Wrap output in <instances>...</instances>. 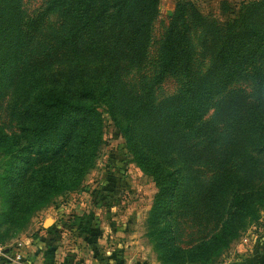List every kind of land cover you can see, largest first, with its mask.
<instances>
[{
	"label": "trees",
	"instance_id": "obj_1",
	"mask_svg": "<svg viewBox=\"0 0 264 264\" xmlns=\"http://www.w3.org/2000/svg\"><path fill=\"white\" fill-rule=\"evenodd\" d=\"M158 2L47 0L45 11L63 12L66 21L64 56L78 63L81 73L87 70V60L96 61L97 73L79 74L71 84L45 85L33 90L22 106L17 133L8 135L0 129L5 157L0 196L7 205V222L21 226L54 197L77 189L96 162L104 123L100 108L105 106L133 161L157 187L146 236L153 248L160 251L159 260L165 262V258L189 254L199 264H218L222 252L264 209V183L252 190H234L218 230L186 249L175 241L170 219L173 197L179 183L195 180L192 166H210L220 171L208 190L212 194L220 189L219 182L226 179L227 174L221 173H229L225 166L230 158H244L249 148L264 147V92H256L253 103L247 105L239 90L228 92L217 104L214 123L226 124L224 133L215 135L213 126L206 143L193 142L217 96L264 60V0L243 6L236 28L222 32L208 25L210 29L202 36V47L210 56L208 68L190 89L156 103L151 94L132 91L120 75L119 64L143 63ZM188 7L185 2L176 5L158 42L154 84L190 68ZM23 18L22 0H0V54L9 43H18ZM116 107L123 110L125 121L116 118ZM224 134L226 138L220 143ZM20 155L23 163L17 164ZM33 155H48L50 160L34 167ZM82 226V232L92 243L101 235L99 229H92L87 222ZM3 236L0 233L1 240ZM65 260L63 264H79L73 258ZM263 261L264 256L258 255L233 264Z\"/></svg>",
	"mask_w": 264,
	"mask_h": 264
},
{
	"label": "rangeland",
	"instance_id": "obj_2",
	"mask_svg": "<svg viewBox=\"0 0 264 264\" xmlns=\"http://www.w3.org/2000/svg\"><path fill=\"white\" fill-rule=\"evenodd\" d=\"M253 1L256 0H159L150 25V43L144 61L136 66L121 62L119 72L122 79L130 84L135 94L149 93L156 103L187 91L210 64V56L202 47L203 32L210 28L224 32L238 27L243 6ZM184 2L190 6V68L168 75L162 82L154 84L158 71V42L176 5ZM46 5L47 0H22L21 36L17 44L9 43L0 54V129L8 135L17 133L22 106L31 98L33 90L45 85L71 84L79 74L97 73L96 61L87 60L84 67L88 71L81 73L78 63L64 56L62 39L66 21L63 12H46ZM21 72L25 73L23 77ZM233 90L242 92L247 105L253 103V95L264 92V60L250 67L246 76L217 96L199 133L193 138L194 143H206L213 126H216L215 135L227 129L226 124L215 125L214 117L218 102ZM100 110L104 118L102 144L94 166L83 176L77 189L54 197L21 226L7 222V205L0 196V233L4 234L0 246L5 252L0 261L11 263L15 256V260L18 258L22 262L24 256L20 253L27 255L35 251L30 248L33 242L37 240L36 244H39L52 239L56 245L51 250L45 247L50 261L56 260L54 264H63V259L68 258L79 264H91L94 261L92 244L97 245L98 252L94 259L104 264L108 257L114 260V264L126 263L129 259L131 264H199L195 258H189V254L165 258V262L159 260L160 251L153 248L146 236V229L150 226L148 214L157 187L126 150L120 129L108 108L102 106ZM115 115L118 120L125 121L120 107L115 108ZM225 138L224 134L220 143ZM2 143L0 140V174L5 158ZM49 160L48 155H33L32 166L47 164ZM22 163L23 155H20L17 164ZM191 168L196 178L179 183L170 217L175 241L183 249L209 238L218 230L234 190H252L264 183V147L249 148L244 158H230L225 166L229 173H221L227 174L226 179L219 182L220 189L212 194L208 190L220 171L210 166ZM86 222L92 229L101 231L93 243L88 237L84 238L87 235L82 232V224ZM39 245L36 246L38 249L45 250L42 244ZM168 255L165 257H170ZM258 255L264 256V209L259 212L257 220L241 230L217 261L218 264L242 263Z\"/></svg>",
	"mask_w": 264,
	"mask_h": 264
},
{
	"label": "crops",
	"instance_id": "obj_3",
	"mask_svg": "<svg viewBox=\"0 0 264 264\" xmlns=\"http://www.w3.org/2000/svg\"><path fill=\"white\" fill-rule=\"evenodd\" d=\"M48 230H50V229H48ZM84 238L86 239V236H84ZM36 241L33 242V244L30 246V248L32 250H35V251H33L31 253H28L27 255H26V253H20L19 252L22 256H24L23 259H22V262L19 261L18 258H17V260H15V256H14V257H12L11 263L8 262L7 264H54L56 260L54 259L53 261H50V257L47 256L48 253L46 252V247H45V246H48V247H52L53 246L54 247L56 245V243H54V240L48 239L47 241L46 240L41 241L43 247H45V250L42 249V248L38 249V247H36V246H40V245L36 244L37 243ZM96 248H97V245H95V244L93 245L92 244V250L91 251H93V253H94V257L92 259L94 261H96L97 263H94V261H92L91 264H104V263H102V261L94 259V258H97L96 255L98 254ZM40 252H41V254H39ZM0 259H1V257H0ZM105 260H106V264H114V260L112 258H110V257H108ZM124 262H122V264H131L130 259L126 263H124ZM0 264H3V262L0 261Z\"/></svg>",
	"mask_w": 264,
	"mask_h": 264
},
{
	"label": "built area",
	"instance_id": "obj_4",
	"mask_svg": "<svg viewBox=\"0 0 264 264\" xmlns=\"http://www.w3.org/2000/svg\"><path fill=\"white\" fill-rule=\"evenodd\" d=\"M4 250H3V246H0V257H2V255H4Z\"/></svg>",
	"mask_w": 264,
	"mask_h": 264
}]
</instances>
